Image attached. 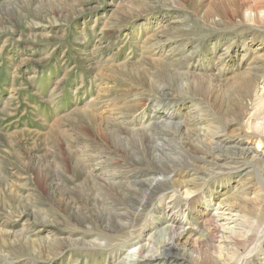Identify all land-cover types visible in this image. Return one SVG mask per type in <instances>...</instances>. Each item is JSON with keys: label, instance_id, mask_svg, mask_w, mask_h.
Masks as SVG:
<instances>
[{"label": "rangeland", "instance_id": "obj_1", "mask_svg": "<svg viewBox=\"0 0 264 264\" xmlns=\"http://www.w3.org/2000/svg\"><path fill=\"white\" fill-rule=\"evenodd\" d=\"M0 264H264V0H0Z\"/></svg>", "mask_w": 264, "mask_h": 264}, {"label": "bare ground", "instance_id": "obj_2", "mask_svg": "<svg viewBox=\"0 0 264 264\" xmlns=\"http://www.w3.org/2000/svg\"><path fill=\"white\" fill-rule=\"evenodd\" d=\"M210 144H212V145H210ZM210 144H209L210 146L209 145H205L206 147L204 146L203 151L205 153L209 152L210 150L216 149L220 153V156L226 157L225 159H227V158L231 159L232 158V159H236V160L245 162L243 164L244 166L245 165H247V166L253 165L254 162L256 160H260V158L262 156V153L260 152L258 147H252L248 144L245 146H239V145H236L233 143H232V145H229V144H224L222 142L220 143L218 140L212 141ZM157 183H158L157 178L150 180L149 185H148V190L152 189L154 187V185ZM145 198L146 197L144 196L143 200H145ZM221 204H222V206L220 207V210L218 212H215L212 216V219H210V221L211 220L214 221V219H216L215 224L210 223V224H212L211 228L213 230H216L218 225L222 226L224 224H227L226 222L225 223L223 222V221H227V220H231L230 223H233V225L231 227H233V228L239 227L238 223H234V221L238 220L237 219L238 217H232V219H230V216H237V213L235 211H234V213L231 212L233 210H231L232 208L230 205L225 204V203H221ZM167 228H168L167 231H170V229H173V226H168ZM179 235H175V234L169 235L168 240L161 247V250L156 251L157 253L154 256L156 258H160V257L162 258L163 255L173 254L174 251L178 249L179 242L181 241V238H182V236H180L178 238ZM182 235H183V233H182Z\"/></svg>", "mask_w": 264, "mask_h": 264}]
</instances>
